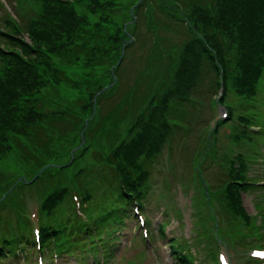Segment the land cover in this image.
<instances>
[{
    "label": "rangeland",
    "instance_id": "obj_1",
    "mask_svg": "<svg viewBox=\"0 0 264 264\" xmlns=\"http://www.w3.org/2000/svg\"><path fill=\"white\" fill-rule=\"evenodd\" d=\"M134 1L124 0V7L122 9L127 13ZM156 1L146 0L144 2L145 6L141 8V11L134 13L133 16L137 18L139 23L133 20L128 22L129 19H132L130 13H128L126 20L122 22V29H124L127 22L130 23L131 27L133 24L137 25L130 32L129 37L121 35L120 38L111 33L107 35L102 33L104 28H99V24L103 22L102 14L89 13L87 16V9L84 10L82 0L73 1L76 11L86 14L87 17L83 15V20L86 23L80 28L81 34L75 40L87 39L91 42L93 48L84 55H81L71 66L66 68L65 73L70 77V80L69 82H58V97L56 99L52 96L56 94V91L49 89L46 85L42 86L35 94V107L38 111L45 114L44 117L56 112L70 115L67 117V120L65 115L58 121L52 120L54 125L51 127L52 138H49V142L53 150L61 152V159H69V162H71V155L76 154L77 150L79 163L88 166L86 168L88 180H84L83 176L78 177L84 184L89 185V188L94 190L91 193L92 199L101 200V196L106 193L103 191L108 189L109 179L106 176L108 175L107 171L110 170L106 168L105 163L98 160V157L106 154L109 148L107 147L101 151L98 150V148L84 138L83 133L86 126L91 121L94 122L102 110V107L93 103L92 94L94 86L96 84H106L111 80L109 71L104 75L102 74V66L105 62L103 55L107 58L106 62L109 60L110 62H114L112 63L114 65L119 63L124 70L123 74H120L121 79L113 80L112 77L114 83L121 80L120 87H115L116 90L120 88L119 94L126 92L131 95L133 83L141 81L143 85L136 91H133L135 95L139 96L145 93V83L147 82H151L153 87H156L161 81H170L175 77L173 73L175 68L179 70V73H176L177 76H185V78H187L192 70L191 64L187 61H182L181 56H179L188 35L186 36L181 31L182 28L179 24L154 12L155 8L153 5ZM170 1L176 7L180 6L179 1ZM248 1L237 0L236 6L237 3L238 5H244ZM172 8L173 10L175 9V7ZM41 9V4L37 0H0V47L18 49L15 40L6 37L1 32L8 31L22 38L27 37L26 34L30 21L24 22L23 19L33 15L35 12L37 13ZM174 13L181 16V12L177 9ZM115 14L113 12L112 16ZM177 19L181 21V18L178 16ZM189 25L193 26L192 23H189ZM205 41L207 42L208 40L205 39ZM123 47H126L125 51L131 48L126 58L121 57ZM151 51L154 54L162 52L154 56L150 54ZM29 59H36V57L29 56ZM2 65L3 60L0 57V69ZM228 71H230V68ZM209 73L210 75L206 73L208 78L204 75L201 76L198 79V83L193 86L196 103L192 109L191 116L187 117L189 124H193V127L190 128L193 132L188 133L183 138L184 146L182 148H180V144L176 145V140H172L169 143L163 152V157L166 159L160 165V169L155 176V181H160L155 186L156 191L153 190L155 198L162 200V208L163 206L168 207L166 213L163 211L161 213L153 211L152 206L154 202L151 203V200L145 202L143 211H146L147 214H141L148 221L145 220V223L142 225L139 223L138 217L133 216L130 220L124 222L120 231L112 236L118 235L120 245L114 251L113 258L109 261V264H127V260L134 259H140V262L135 264H157L154 261L155 255H159L166 264H179L178 258H175V256H172V259L170 258L167 244L173 239L175 241L180 240V234L187 235L190 240H193L191 255H194L193 259L197 260L195 264H199L200 261L203 263L207 259H211V257L215 258L216 255H213V253H218L223 249L236 260V262L233 261V264H258L254 258L246 255V251L251 247L259 245L255 241L235 242L239 238L240 232L232 228L228 221L231 212L226 211L224 208L215 210L213 204L209 201L211 190L204 183L202 185L197 182L193 183L186 178L184 183L179 181L181 177L185 176L197 178L194 174L191 176L190 173L194 172L196 168L198 170L202 168L203 174L209 180L216 181L217 185L221 186L223 180L227 177V164L226 161L222 160L221 156H216L228 153L225 158L227 159L239 150H242L246 152L248 177L255 176L257 181H261L259 185L264 186V138L258 135L263 133L262 128L245 126L244 129L247 134H250L251 140L248 141L246 138H242L239 141H234L226 132L228 130L227 125H221L215 133H212L214 141L212 152L216 155L215 159L217 161L214 163L205 158L199 163L196 162L197 159L192 160L193 154V156H196V154H199L203 150L206 142L205 134L214 124V120L225 115L226 109L223 103L226 105L231 104L234 109L236 102H248V99L243 98L241 100L239 96L237 97L231 91H228L229 87L224 82V90L228 91L226 99L223 98L220 104H213L212 94L215 90L212 87L214 86L215 76L211 75V72ZM224 79L226 81L225 77ZM231 80L229 79L227 82L231 83ZM184 82L186 83V81ZM162 83H160L159 88L163 87ZM115 94L112 98L115 97ZM259 99H261L264 106V78L260 81L259 90L255 96L257 103ZM113 101L114 99L107 101L104 105L105 108L113 103ZM142 106H138L137 110L139 111ZM240 106L242 107V104ZM44 117L37 119L36 122L45 125ZM135 117L136 113L127 112L124 120L120 123L119 129L123 140L131 136L132 132L129 128ZM109 119L106 118V120ZM250 119V123L257 124L258 118L256 115ZM100 140L103 143L114 142L112 138L107 136H101ZM20 141L26 142L23 136H20ZM28 142L29 144L21 143L20 146H17V149L20 150L18 152H15L14 149H8L0 154V184L7 177L9 178L6 181L9 183L11 176L17 175L16 178L29 179L37 172L40 176L34 180L33 185L45 193L50 188L45 178L54 172L51 165L46 164L41 169H35L36 164L33 162L24 166L22 171H20L22 163H19L18 158L23 159L27 156H32L38 149H47L46 145H40L33 141ZM50 153L52 151L49 149L42 152L40 156L47 161L53 160L54 157L50 156ZM167 158L173 159L177 167L171 181H169L170 178L167 173L173 160L170 161ZM99 167H102V169H99ZM83 169L85 171V166H83ZM11 184L12 182L6 184L4 187L8 189L7 193L12 192L9 188ZM194 189L198 190L195 192ZM240 196L246 212L249 213L250 217H253L255 225H260L259 231L264 232V189L260 190V187L256 186L253 189L240 192ZM12 198L14 199V197ZM108 198L109 195L103 197L102 202L107 203ZM189 198L191 199L190 203ZM36 201L35 198H28L30 209L37 205ZM191 209L193 210V214L189 216ZM1 213L4 215V212ZM193 217H195V222L199 224L205 236H203V232L201 231L200 235H197L195 231L196 225L195 223L193 224ZM235 222L239 223L240 219H235L233 223ZM144 227L146 228V232L143 231ZM243 231L249 233L250 228L245 227ZM141 234L145 237L144 240H141ZM250 238L251 240L254 239L252 236ZM262 238L264 241V234H262ZM261 247L264 248V246ZM237 257H241V259H237ZM14 264H24V262L16 260Z\"/></svg>",
    "mask_w": 264,
    "mask_h": 264
},
{
    "label": "trees",
    "instance_id": "obj_2",
    "mask_svg": "<svg viewBox=\"0 0 264 264\" xmlns=\"http://www.w3.org/2000/svg\"><path fill=\"white\" fill-rule=\"evenodd\" d=\"M236 2L237 0H222L220 4L224 8V17H222L223 22L229 21L226 19L228 18L227 11L230 13L236 12V14H233V17H231V20L238 27L237 51H235V54H230L229 48L223 44L219 45V48L217 47L216 50L209 51V44L205 46L200 41L191 40L190 49L192 52L184 49L181 55L185 61L190 64L192 63L191 68H194L196 65L199 66L201 62L199 60L200 54H207V51L208 55L211 54L213 57L216 54L220 61L221 57L223 58L224 61L222 64L224 66L233 65L235 71L237 70L238 72V70H240L236 76L237 86L249 87L250 85H254L262 70V56L264 54V0H260L259 4L250 2L246 6L245 4L238 5L237 3L238 7L236 6ZM47 3L48 5L45 6L43 12L39 16L37 27L33 30L34 35L32 39L37 43L52 47V50L60 59L70 60V58L76 57L78 52H80L77 45L72 44L64 47H56V44L62 42L63 37L68 38L75 32L74 27L77 23L79 24L80 18L76 15L74 9L66 3H56L53 0H47ZM185 4L195 14L201 13L207 16V0H186ZM260 9H262L261 15ZM216 21L217 20L214 18L204 19L203 22L201 20V23L209 35L213 36V26ZM223 38L224 36L222 37V42ZM82 51L86 52L87 50ZM204 59L210 62L209 56H206ZM51 71L57 73V67L52 65ZM196 71L197 70L191 74ZM41 72H43V70L39 68L16 61L14 67L6 72L4 70L0 74L3 75L2 78H0V121H2L3 125L8 129L7 138L15 141L17 139L15 136L21 133L28 137V141L33 140L40 145L46 144L47 140L43 139L42 133L35 130V126L32 123L35 119L43 118L44 114L32 106L23 110L18 107V100L22 94L34 90L36 86L41 83ZM175 73H179V70H176ZM184 81L185 76L175 77L170 86H168L166 90H163L157 98H154L153 104L150 107L147 106L149 108L141 114L144 124L149 125L150 129L154 131L156 135H159L162 129L164 115L161 113L163 112L169 116L178 114L177 112L180 108H175V104L183 97L188 96V94H185L184 88L180 85L184 83ZM121 104L122 103L118 104L117 107ZM117 107L106 114L105 118L111 119L116 114ZM172 118L178 119L175 116H172ZM2 122H0V126ZM0 132L6 133L5 129L1 127ZM46 146L47 149H45V151H48L49 145L47 144ZM125 150L124 147H120L117 152H125ZM142 152H144V149H142ZM139 153L140 152L136 153V155ZM48 202V205L51 206L55 202H58V197L50 196ZM101 217L105 218L106 214L103 213ZM97 223L98 220L95 221L93 226L95 227ZM7 239L6 245H10V238Z\"/></svg>",
    "mask_w": 264,
    "mask_h": 264
}]
</instances>
